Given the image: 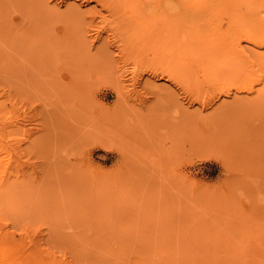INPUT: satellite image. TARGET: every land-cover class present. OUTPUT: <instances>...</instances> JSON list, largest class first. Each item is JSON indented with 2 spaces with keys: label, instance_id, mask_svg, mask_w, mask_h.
<instances>
[{
  "label": "rangeland",
  "instance_id": "rangeland-1",
  "mask_svg": "<svg viewBox=\"0 0 264 264\" xmlns=\"http://www.w3.org/2000/svg\"><path fill=\"white\" fill-rule=\"evenodd\" d=\"M120 1L0 0V264H264V0Z\"/></svg>",
  "mask_w": 264,
  "mask_h": 264
},
{
  "label": "bare ground",
  "instance_id": "bare-ground-1",
  "mask_svg": "<svg viewBox=\"0 0 264 264\" xmlns=\"http://www.w3.org/2000/svg\"><path fill=\"white\" fill-rule=\"evenodd\" d=\"M105 1H106V0H105ZM114 1H116V0H113V4H115ZM119 1H120V0H119ZM119 1L117 0V2H119ZM124 1H126V0H124ZM127 1H129V0H127ZM131 1H132V0H131ZM141 1H142V0H141ZM144 1L146 2V0H144ZM148 1L150 2L151 0H148ZM148 1H147V2H148ZM154 1L156 2V0H154ZM154 1L152 0V2H153V3L151 4V5H152V8H153ZM159 1H161V2L158 3ZM120 2H121V1H120ZM120 2H119V3H120ZM133 2H134V1H133ZM145 2H142V3L144 4ZM158 2H157L158 4H161V3H162L161 6L164 5V10L170 12L168 8H169V6H170V2H171V0H158ZM119 3H118V4H119ZM123 3H124V2H123ZM125 3H126V2H125ZM125 3H124V4H125ZM150 3H151V2H150ZM118 4H115V7H116V5H118ZM128 4H129V3H128ZM148 5H150V4H149V3H146V6H147V7H148ZM151 5H150V6H151ZM154 5H155V4H154ZM110 6H111V5H110ZM110 6H109V8H110ZM118 6H119V5H118ZM118 6H117V8H118ZM140 6H141V5H140ZM158 6H159V5H158ZM122 7H123V6H122ZM143 7H144V6H143ZM147 7H146V8H147ZM123 8H125V7H123ZM155 8H156V5H155ZM113 9H114V8H113ZM147 9H148V8H147ZM122 10H123V9H122ZM124 10H125V9H124ZM145 11H148V10H145ZM153 11H154V10H153ZM148 12H149V11H148ZM150 12H152V11L150 10ZM144 13H145V12H144ZM146 13H147V12H146ZM161 13L164 14V12H161ZM113 15H114V14H113ZM229 16H230V15H229ZM163 17H165V16L163 15ZM124 19H125V18H124ZM124 22H125V21H124ZM128 23H129V22H128ZM130 23H131V22H130ZM132 23H133V21H132ZM118 24H119V23H118ZM122 24H123V22H122ZM130 25H131V24H130ZM120 27H122V26H120ZM132 27H133V26H132ZM148 27H149V24H148ZM151 33H152V32H151ZM230 35H231V34H230ZM231 38H232V37H231ZM258 42H259V40H258ZM229 44H230V46H231L232 48H234V44L231 45V44H232V41H231V40L229 41ZM226 46H228V45H226ZM227 48H228V47H227ZM221 49L223 50L222 47H221ZM229 49H230V48H229ZM222 50H221V51H222ZM227 50H228V49H227ZM262 54H264V53H262ZM218 55H219V54H218ZM220 57H221V56H220ZM257 58H258V57H257ZM261 58H264V57H261ZM262 60H264V59H262ZM262 60H261V61H262ZM261 61H260V62H261ZM262 65H264V64H262ZM262 67H264V66H262Z\"/></svg>",
  "mask_w": 264,
  "mask_h": 264
}]
</instances>
